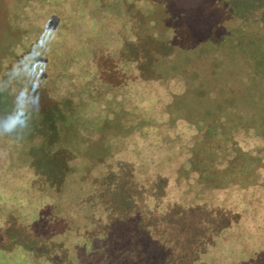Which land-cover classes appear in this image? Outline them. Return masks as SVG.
<instances>
[{"label": "rangeland", "instance_id": "374dc122", "mask_svg": "<svg viewBox=\"0 0 264 264\" xmlns=\"http://www.w3.org/2000/svg\"><path fill=\"white\" fill-rule=\"evenodd\" d=\"M225 32L239 44V35H246L254 46L252 59L246 52L244 59L238 47L228 49ZM218 38L225 39L227 48ZM256 58L264 70V0H0V116L15 104L19 119L25 93L35 94L55 125L28 119L26 142L14 138L24 129L0 135V170L26 165L8 176L27 209L14 207L15 225L24 221V231H34V241L43 243L10 253L4 250L11 242L6 247L0 243V264H192L197 241L201 251L195 256L220 251L222 264L232 263L235 258L225 250L237 245L264 259V209L251 213L247 206L240 216L234 214L236 188L256 186L264 177L257 166L246 175L238 173L236 164L251 155L259 156L256 165L264 164V130H253L256 121H264L259 116L264 113V79L256 77ZM17 64L18 72L32 77L31 91L25 84L19 93L20 103H15L20 85L10 72ZM205 81L201 100L195 86ZM88 88L94 89L90 95ZM105 97L106 109L98 113L95 102ZM232 98L235 106L229 109L225 100ZM124 100L130 103L129 117L121 116ZM224 113V119L237 120L227 124L231 130L226 128L236 148L222 157V150L207 151L203 135L209 138L208 116ZM40 114L35 117L41 119ZM102 114L111 129L117 117L123 125L143 117L147 126L140 133L138 125L131 126L125 137L104 135L106 153L117 154L119 162L85 169L77 165V138L80 145L100 144L104 133L94 126ZM183 122L191 129L190 144L204 145L201 152L175 155L188 145ZM238 122L250 132L232 130ZM175 137L182 141L174 142ZM116 140L122 151L114 146ZM198 154L202 161L193 164ZM92 156L85 159L91 165L97 163ZM210 161L216 173L194 180ZM221 174L227 180L218 182ZM2 177L0 216H7L12 206L2 198L7 190ZM256 206L262 208L264 198ZM149 219L155 225L148 229ZM180 232L188 237L178 238ZM169 239L176 240L168 244ZM171 251L178 252L175 260ZM249 256H240V264L262 261Z\"/></svg>", "mask_w": 264, "mask_h": 264}, {"label": "trees", "instance_id": "16d2710c", "mask_svg": "<svg viewBox=\"0 0 264 264\" xmlns=\"http://www.w3.org/2000/svg\"><path fill=\"white\" fill-rule=\"evenodd\" d=\"M243 31H245V26L242 27V33H243ZM224 36L225 37H228L230 39V42L227 44L228 45V49H233L234 47H236V48L238 47L241 50L240 51L241 52L240 55L242 57H244V59H245V57H247V56H244V52H246L247 55L251 58L252 53H253V49H251V48H253L254 46L252 47L251 42L246 38V35L240 34L239 35L240 39H239V37L236 38V39H239L240 40V43L241 44H239V41L234 42L233 39H231L232 38V33H230V32L229 33L228 32H225L223 34V37ZM224 40H225L224 38H220V39L218 38V41L221 42V44H223V45L225 43ZM241 40H244V42L241 41ZM217 46L218 45H216V47ZM220 46H222V45H220ZM225 47L227 48V46H225ZM247 50H248V52H247ZM257 61H258V64L256 63L257 64V69H255L256 77L259 76L260 78H263L264 79V70H263V67H262L263 64L260 63L261 62L260 59L259 60L257 59ZM242 67L244 68L243 63H242ZM233 73H234V70L231 73V75H233ZM212 74H211V76H213ZM216 75H217V73H216ZM241 75H243V78L247 76L246 75V72L245 73H241ZM243 78H241V79H243ZM219 79L221 80L220 76L217 75V79L216 80L219 81ZM205 86H207L206 85V81L201 86L200 85L195 86V88L197 89L196 91L199 92V96H200L199 99H201V100H203V94L205 93V91H204ZM97 89H100V88H97ZM256 89H260V88H256ZM260 90H262V89H260ZM92 91L94 92V89H89V88L86 89V93H88L89 95L91 93H93ZM256 92H258V91H256ZM95 94H96V90H95ZM263 95H264V92H263ZM97 96H99V95H97ZM40 98H41V96L39 95V99ZM229 98H231V97H229ZM98 101L95 102L96 103V107L95 108L97 109V111L99 113L100 108L106 109V104H107L108 101H107L106 97L103 98V99H100ZM225 101H226L225 104L228 103V105H226V106L229 107V109L230 108L233 109V106H235V104H232L231 103V102H234L233 98L232 99H226ZM199 102H200V100H199ZM124 103H125L126 106H125V109L121 110V116H123V117L128 116L129 117V114H131V111H128L127 110V107L129 106L130 103L127 100L126 101L124 100ZM242 103H243V100H242ZM68 105L71 107L72 102L69 101ZM256 108H257V106H256ZM45 109L46 108H44L43 104L40 103L39 104V110H40V112H38L35 115L32 114V116H29L28 119H31L32 118L35 121L36 120L37 121L43 120V121H46V122L48 121V123L50 125H54V121H52L53 120L52 113L50 114V118H49V114L48 113L46 114V112H49V111L48 110L46 111ZM80 109H82V107H80ZM139 109L140 108H138L136 110H139ZM242 109L240 108V110H242ZM136 110H133L132 112H135ZM141 113L144 114V116H145V112L144 111H142ZM221 113H222V110H221ZM38 114H40L39 115L40 118L42 117L41 119H37L38 117H35ZM227 115H228V113H224L223 116H222V114H220L219 116L218 115L217 116H213L212 114L210 116H208L209 117L207 119L208 120V123H209L208 130L210 132H209V135H207V137H209V138H205L207 132H205V134L203 135V137L205 139L204 141L206 142L205 146H207V148H208L207 151L210 152V154L213 153V152H215V154H218L219 150H222V151H224L223 153H221L222 154V157H223L227 153H229L231 150H233V148H236L235 147L236 144H234V138L235 137L230 136L229 133L227 132V131L231 130L230 129L231 127L228 128L227 127V124L228 125L230 124L232 126L233 125L232 123H234L237 120L231 121V120L224 119V117L227 116ZM253 115H254V113H253ZM47 116H48V118H47ZM259 116L260 117H264V113L262 111L259 112ZM100 117H101L100 122L98 123L97 126H94V129H95V131L97 133H104L103 136L100 139H98L101 142L100 144L96 142L95 143V146H93V143L92 144L89 143V144L80 145V139L77 138V162H78L77 165L83 163V167L85 169H88V168H90L91 166H94V165L95 166H99V168L101 169L102 168V164L105 165V163L114 162V161H115V164H117V162H119L118 158L115 157L117 154H114V153H106V152H108V151H106V143L107 142L105 141L104 138L109 133H113L114 138H116V137H125L126 134L131 135V133H130L131 126L133 128H135V125H138V130L139 131L137 133H140L147 126V123L144 124L143 117H141L140 119L136 120L134 118V116L131 115L130 118H134V119L132 121H129V124L128 125H123V123L120 122L121 121L120 118L117 117L116 118V120H117L116 121V126L117 127L115 126L113 129H111L110 127H108V124H109L108 121L110 119H108L107 116H105L104 114L100 115ZM119 122H120V125H119ZM187 124L188 123L185 124L183 122L182 129H184V131L181 132V133H185L186 134V135H184L185 138L183 139V141H186L188 143V145H186V150L184 152H181V153L175 154V155H180L182 153L185 154L187 152V150L188 151H192L193 150L194 153L195 152L198 153V152H201L200 151V148H202V146H204L202 143H200L199 145L198 144L197 145L190 144V136H189V134L191 133V129H189V127L187 128L185 126ZM254 124L255 125H254L253 130L256 129V127L263 128V130H264V121L263 122L256 121ZM203 127L204 126L202 125L201 128L199 129V131L202 132L203 131L202 130ZM234 127L235 128H233L232 130L239 131V133H243L245 131L250 132V130L245 129V127H243V124L240 123V122L236 123L234 125ZM60 128H62V124L58 128L55 127V132H58V130ZM21 130H23V129H21ZM110 130H112V131H110ZM28 131H29V128H27V127L24 128V130L22 131V135L21 136H22V139H24L23 140L24 142H26V140H27V134H28L27 132ZM255 133H256V131H255ZM133 134H136V133H133ZM175 138L178 139V140H174V142H176V143H179V141H182L178 137H175ZM28 140H30V139H28ZM75 140H76V138H75ZM75 140H72L73 143L71 142L72 143V147L75 146V144H74ZM41 141H43V140H41ZM59 142H55V143L57 144ZM115 145L116 146H119L120 149L118 151H122L123 146H121L120 140H116L115 143H114V146ZM23 151H24V149H23ZM84 151H86V152L88 151L89 153L91 152L92 154L90 153V155H86L84 153ZM94 151H95V153H93ZM243 152H248L249 153V150H246V151H243ZM94 154H96V156H97V158L95 159L97 163L91 165L89 162L86 161V160H88L86 157H91L92 158L93 157L92 155H94ZM189 155H190V153H189ZM173 157H175V156H173ZM173 157H171L168 161H171L173 159ZM202 158H203L202 155H199L198 154V156L195 159H193L192 163L193 164H194V162L195 163H200V161H202ZM111 159H114V160H111ZM220 159L221 158H219V160ZM219 160H217L216 162H218ZM245 160L246 161H244V160L241 161V159H240V161L239 160L237 161V162H239V163H236V164H238L237 166H241V167L237 168L238 173L240 172L241 174L244 173V175H246L248 173L247 172L248 169L252 171V167L253 166L254 167L255 166L259 167L258 168V171L259 172H262V173L264 172V164H263V166L260 167L259 165H256V163H255L256 162L255 160H259V156H257V155H254V156L251 155V156L245 158ZM156 162H157V159H156ZM156 162H154V163H156ZM206 164H208V163H206ZM156 166L157 165H155L154 167H152V169L155 170ZM17 167H18V169L17 168L16 169H11V171H7L5 173L0 170V177L3 176L2 177L3 178L2 180H5L2 183V186H3L2 188H6L7 189V190H5V191L2 192L3 193V195H2L3 197L2 198L3 199H6L5 200L6 202H9V206H12V207H9L10 212H7V214L9 213V215H7V216L6 215L5 216H0V224H1V229H0V243L4 247H6V246H9V242H11V246H10V248H8L9 250H7V249L4 250V251H6L8 253H10L11 250L13 248H16V247H18V248H21V247L22 248H27L29 245L31 246L32 244H37V243L39 245L40 244H43L39 240H38L37 243L34 241L35 240L34 238H37V235L36 234L34 235V231H30V230L24 231L25 230V228L23 227V226H25V222L24 221H22V223L20 225H18V227H17V225H15V222H14V219H13V217H15V216H12V214H11V212L16 211V208L19 209V208H22L23 207L22 210H25V211L27 210L26 209V205H22L20 203L23 200H21L19 198H16V194L15 193L19 191V188L17 187L16 189H12V186H10L9 183H8V181H9V179H8L9 174H11L12 177H13L15 174L18 173V170L19 169L25 168L26 165L25 166L18 165ZM27 168H29V167H27ZM206 168H207L206 170L203 169V170L196 171L194 173V175H195L194 180L197 178L196 180L198 181V179L201 180L204 176L206 177L207 175H212V174H215L216 173L215 168H214V166L212 164V161L209 162V165ZM77 169H78V166H77ZM152 169H149L148 168L147 170H152ZM255 170H257V169H255ZM84 174L86 175L87 173H84ZM213 178H214V176H213ZM191 179H193V177ZM224 179L227 180V175L226 174H221V179L218 182H222L221 180L224 181ZM161 180L165 182L166 179L165 180L164 179H161ZM175 181L177 182V180H175ZM181 181H183V179ZM201 187L204 188V185H201ZM201 187H200V189H202ZM236 189L238 190L237 193H236V195H235V197L237 198V203H236L237 211L234 212V214H237V215L240 216L241 215V212L243 210L245 211V209H248L247 206L251 208V209H248V212H251V213L252 212H255V213L256 212H260L261 210L264 209V206L262 208H257V206H256V204L260 203L262 201V198H264V177L259 182V184L256 185V186H254V185L253 186H249L247 189L242 188V187H238ZM253 189H256V190H254L252 193H246V192L252 191ZM167 190L168 189L166 188L165 191H167ZM13 195H15V199L16 200L14 199ZM228 195H229L228 196L229 199L230 198H233V195L231 196L230 193ZM168 196L169 197L170 196L172 197L171 194H169ZM10 199H12V200H10ZM253 203H255V204H253ZM15 206H16V208H14ZM11 208H12V211H11ZM2 209H3V212L6 213V211H5L6 208L2 207ZM156 209L157 208H154V210H156ZM228 213L231 214L230 210H228ZM22 217L24 218V217H26V215L25 216H22ZM230 217L232 218V215H230ZM231 220H233V219H231ZM149 221L147 222V228L148 229L151 227L150 226L151 224L152 225L153 224L155 225V223H153L154 222L153 219H149ZM263 226H264V224H263ZM158 229H159V231H162V227L161 228L158 227ZM221 230H223V229H221ZM155 234H158V233L156 232ZM171 235L172 234L168 233V237L169 238L172 237ZM177 236H179L178 238L184 239V238L188 237V234L185 236L183 234V232H180L179 235L177 234ZM7 239H8V241H5ZM227 239L228 238H225L224 240L226 241ZM169 240L170 241H168V244L170 242L172 243L176 239H169ZM172 244H174V243H172ZM175 244H179V241H177ZM193 246H195V247H193L194 248L193 249V258H191L192 264H222L223 259H221L220 256H219L221 254L220 251H217V253H215V255H213V254H211L210 256L208 255V257L199 256L201 253H199V254L197 253V256H195L196 255V252H200L201 251V246L199 245L198 241ZM212 251H214V250H212ZM171 252L172 253H175L173 251H171ZM225 252H231L232 257L235 258L232 261L231 264H240V256H242V255L245 256L246 254L247 255H250V256H254L255 255L254 256V259H256L257 262L261 259L262 261H260L259 264H264V259L262 257H259L260 256V253L256 255L255 252H253L250 248H247V247H241V246L238 247V245H237L235 247H232L231 250H228V249L225 250ZM203 253L204 252H202V254ZM175 254H176L175 256L169 254V257L171 259H174L175 260L176 257H177V255H178V252H176ZM256 257L257 258L259 257V259H257ZM183 258H184V256H183ZM163 260L165 261L166 259H163ZM186 264H188V263H186Z\"/></svg>", "mask_w": 264, "mask_h": 264}, {"label": "clouds", "instance_id": "9594fccd", "mask_svg": "<svg viewBox=\"0 0 264 264\" xmlns=\"http://www.w3.org/2000/svg\"><path fill=\"white\" fill-rule=\"evenodd\" d=\"M50 39V38H49ZM19 64L15 65L10 72H15L17 76L16 83L20 86L17 88L15 103H20L19 93L23 90L25 84H27L29 91H31V79L32 77L28 76L27 73L18 72L17 69ZM26 99L23 101L22 106L24 111L20 113V118L16 119V112L20 111L18 107H15L10 113H7L3 116H0V135L14 136V134L19 129H24L28 126L29 120L28 117L30 114H35L39 112L40 99L39 96L33 94L31 97L25 93ZM13 120L15 122L13 123ZM22 136H15V139H19Z\"/></svg>", "mask_w": 264, "mask_h": 264}]
</instances>
